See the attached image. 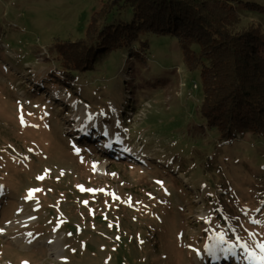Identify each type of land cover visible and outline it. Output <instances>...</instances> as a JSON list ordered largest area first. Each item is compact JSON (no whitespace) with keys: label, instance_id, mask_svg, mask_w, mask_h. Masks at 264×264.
Returning <instances> with one entry per match:
<instances>
[{"label":"rangeland","instance_id":"obj_1","mask_svg":"<svg viewBox=\"0 0 264 264\" xmlns=\"http://www.w3.org/2000/svg\"><path fill=\"white\" fill-rule=\"evenodd\" d=\"M107 1L0 0V264H260L247 251L264 244V142L206 126L200 69L175 38L138 35L140 54L105 50L71 84L52 82L55 45L86 46ZM237 10L264 29V12ZM131 19L113 7L92 37ZM219 235L233 247L217 260Z\"/></svg>","mask_w":264,"mask_h":264},{"label":"trees","instance_id":"obj_2","mask_svg":"<svg viewBox=\"0 0 264 264\" xmlns=\"http://www.w3.org/2000/svg\"><path fill=\"white\" fill-rule=\"evenodd\" d=\"M237 4L264 12V4L242 0H108L91 15L95 19L87 26L86 46L71 48V56L55 45L52 82L61 76L71 84L76 73L91 68L105 50L126 49L134 56L139 52L131 44L138 35L167 34L178 42L188 69H200L199 113L206 126L220 140L250 132L264 142V29L243 24ZM113 7H129L132 19L101 25L92 37L97 18Z\"/></svg>","mask_w":264,"mask_h":264},{"label":"bare ground","instance_id":"obj_3","mask_svg":"<svg viewBox=\"0 0 264 264\" xmlns=\"http://www.w3.org/2000/svg\"><path fill=\"white\" fill-rule=\"evenodd\" d=\"M82 108H83V106H81V110H82ZM87 112L89 113V115H88L86 120L89 121L91 119L90 115L92 116V112H90V111H87ZM84 129H85L84 127L81 128V130H83V131H84ZM109 143L110 142H106V147H109V145H110ZM130 159L132 160V158H130ZM132 161H134V160H132ZM99 168H100V170H103V171L106 170L104 167H101V166ZM31 221H32V218H30V217H26L22 220V222H26V223L27 222L29 223ZM2 230H3L2 231L3 234H5V235L9 234V232L7 230H4V229H2ZM26 238H27L26 235L20 234L18 236H13L11 238V242L20 248L26 249V248H28V243L26 241ZM50 243H51V248H52L50 251L51 256H53L55 258L59 257V255L62 253V251L64 249L63 245L60 244V239L59 238L51 239ZM226 254H227V252H219V254H217L216 259L217 260L223 259L226 257Z\"/></svg>","mask_w":264,"mask_h":264},{"label":"snow or ice","instance_id":"obj_4","mask_svg":"<svg viewBox=\"0 0 264 264\" xmlns=\"http://www.w3.org/2000/svg\"><path fill=\"white\" fill-rule=\"evenodd\" d=\"M21 120H22V123H23V118L22 117H21ZM61 174H63V173H61ZM43 178L44 177H38V179H43ZM157 183L162 184L163 182L162 181H157ZM35 191H40V190L39 189L30 190L29 191V195H28L27 198L31 199L32 194ZM0 194H2V186H0ZM254 223H260V221H254ZM2 231L3 230L0 229V232H2ZM29 235H31V234H29ZM29 242H31V241H29ZM225 243H227V241L224 240V236L223 235H219V237L216 240V242L213 245L207 247V250H208L209 254L214 256L217 251H219V252H229V251H231L233 245H229L227 248L218 247L219 245H222V244H225ZM241 247H244L245 250L247 251V248H248L247 245H241ZM258 247L261 250V254L259 256L256 255L254 252H251V251H247V255H248V257L250 259L259 261L260 264H264V244H260V245H258ZM23 264H29V262H23Z\"/></svg>","mask_w":264,"mask_h":264}]
</instances>
